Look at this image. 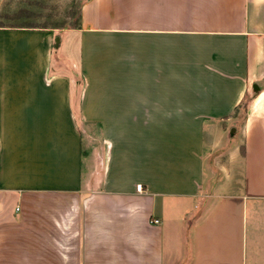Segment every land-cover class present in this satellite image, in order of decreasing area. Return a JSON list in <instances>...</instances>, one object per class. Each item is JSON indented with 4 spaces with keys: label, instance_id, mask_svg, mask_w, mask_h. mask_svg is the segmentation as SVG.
I'll return each mask as SVG.
<instances>
[{
    "label": "crops",
    "instance_id": "1",
    "mask_svg": "<svg viewBox=\"0 0 264 264\" xmlns=\"http://www.w3.org/2000/svg\"><path fill=\"white\" fill-rule=\"evenodd\" d=\"M0 264H264V0L0 27Z\"/></svg>",
    "mask_w": 264,
    "mask_h": 264
},
{
    "label": "rangeland",
    "instance_id": "2",
    "mask_svg": "<svg viewBox=\"0 0 264 264\" xmlns=\"http://www.w3.org/2000/svg\"><path fill=\"white\" fill-rule=\"evenodd\" d=\"M85 0H0V27L24 28L28 25L48 29L79 26ZM235 133H231L232 136ZM240 131L238 130V137Z\"/></svg>",
    "mask_w": 264,
    "mask_h": 264
},
{
    "label": "trees",
    "instance_id": "3",
    "mask_svg": "<svg viewBox=\"0 0 264 264\" xmlns=\"http://www.w3.org/2000/svg\"><path fill=\"white\" fill-rule=\"evenodd\" d=\"M24 28H31V29H48L50 27L46 26V25H43V26H35V25H28V26H25Z\"/></svg>",
    "mask_w": 264,
    "mask_h": 264
},
{
    "label": "water",
    "instance_id": "4",
    "mask_svg": "<svg viewBox=\"0 0 264 264\" xmlns=\"http://www.w3.org/2000/svg\"><path fill=\"white\" fill-rule=\"evenodd\" d=\"M58 41H59V39L57 38V39H56V42H58ZM254 88H255L256 90L259 89L258 85H255ZM231 133H235V129H232Z\"/></svg>",
    "mask_w": 264,
    "mask_h": 264
},
{
    "label": "built area",
    "instance_id": "5",
    "mask_svg": "<svg viewBox=\"0 0 264 264\" xmlns=\"http://www.w3.org/2000/svg\"><path fill=\"white\" fill-rule=\"evenodd\" d=\"M137 189L140 191L142 189V186L141 185H138L137 186ZM158 222H159L158 220L155 221V223H158Z\"/></svg>",
    "mask_w": 264,
    "mask_h": 264
}]
</instances>
